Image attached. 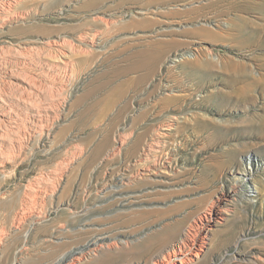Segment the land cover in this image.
<instances>
[{
	"label": "rangeland",
	"instance_id": "obj_1",
	"mask_svg": "<svg viewBox=\"0 0 264 264\" xmlns=\"http://www.w3.org/2000/svg\"><path fill=\"white\" fill-rule=\"evenodd\" d=\"M261 2L0 0V264H264Z\"/></svg>",
	"mask_w": 264,
	"mask_h": 264
},
{
	"label": "bare ground",
	"instance_id": "obj_2",
	"mask_svg": "<svg viewBox=\"0 0 264 264\" xmlns=\"http://www.w3.org/2000/svg\"><path fill=\"white\" fill-rule=\"evenodd\" d=\"M253 7L258 8L260 10H264V2L259 3V5H254ZM210 17L207 16L206 18L209 19ZM237 17L241 18V16H237ZM215 22H216L215 25H217L219 21L215 20ZM232 24L233 25L237 24L234 19L232 20ZM204 31L208 32L206 29H204ZM193 48L194 50L197 49L195 46ZM171 61L175 63L177 59H172ZM169 164L152 170L151 174H154L155 176L170 175L171 168L169 167ZM252 174L250 171L246 170L245 180L248 181L251 178ZM247 191L248 193L253 194L254 192L257 191V189L255 187L248 186ZM234 194H235L234 190L223 192L222 195L218 197V199L215 202L213 201L210 208H207V211L204 210V213L198 216L197 218L198 222L196 221V225L192 229L194 230V232L193 233L190 232L189 235L190 237L183 239L181 238L180 244L179 243L172 244L171 249L165 250L166 254H163L161 258L157 259L156 261H153L151 264H190L195 260H197L201 255V251H203L206 240L210 236L209 234H211V231H213L214 228L226 218L225 214L228 210L227 204L229 201H231V198H233ZM189 226L190 228L188 226L187 227L191 229V226L193 225L189 224ZM187 231L189 232V230ZM199 235H201V238H199L200 237ZM80 252L81 251L79 250L70 251L69 255L72 257L71 260L78 261L83 255V253Z\"/></svg>",
	"mask_w": 264,
	"mask_h": 264
}]
</instances>
